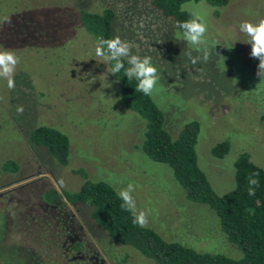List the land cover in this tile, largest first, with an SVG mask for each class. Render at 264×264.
Listing matches in <instances>:
<instances>
[{
	"label": "rangeland",
	"instance_id": "374dc122",
	"mask_svg": "<svg viewBox=\"0 0 264 264\" xmlns=\"http://www.w3.org/2000/svg\"><path fill=\"white\" fill-rule=\"evenodd\" d=\"M21 1L17 21L14 15L7 21L9 9L0 14V49L20 58L15 87L9 89L0 79V194L10 199H0V264H21V258H28L23 249H36L46 228L32 218L39 220L42 196L51 189L104 264H154L132 248L97 238L101 229L91 220L92 209L78 210L64 199L65 192L78 191L86 180L107 183L116 192L132 183L137 208L148 212L146 227L164 240L241 259L242 251L228 242L214 211L188 200L172 169L144 153L146 122L122 103L110 76L111 61L96 55V41L79 14L111 9L112 38L127 41L132 54L151 57L160 79L150 97L164 115V128L176 138L187 123L199 124L198 166L214 192L223 195L235 188L234 163L242 153L264 170V78L256 75L259 60L250 56L251 45L239 30L242 22L264 18V0H229L222 8L183 4L208 28L211 55L195 65L185 52L200 53L150 0ZM20 106L22 113L17 112ZM42 125L68 137L67 166L29 142L31 130ZM224 141L228 153L214 157L212 149ZM10 160L18 166L15 173L2 171Z\"/></svg>",
	"mask_w": 264,
	"mask_h": 264
},
{
	"label": "trees",
	"instance_id": "16d2710c",
	"mask_svg": "<svg viewBox=\"0 0 264 264\" xmlns=\"http://www.w3.org/2000/svg\"><path fill=\"white\" fill-rule=\"evenodd\" d=\"M151 6L164 19L185 21L194 18L191 13L182 9L188 2H205L213 8L228 5L229 0H150ZM21 0H0V14L7 9L19 19L18 8ZM14 7V8H13ZM13 11L16 13L13 14ZM2 17V15H1ZM7 18V21L8 19ZM114 12L104 10L101 14L81 11L79 21L85 31L97 41L98 37L112 38ZM24 23V20H21ZM22 26V25H21ZM20 26V27H21ZM23 28V26H22ZM24 29V28H23ZM179 30V29H178ZM115 61L110 62V69ZM127 67V61H124ZM121 101L124 106L139 115L146 122L142 149L154 162L162 163L172 169L178 184L184 189L186 197L192 202L208 205L219 219L222 232L229 243L242 251L241 259H232L221 254H211L188 247L178 242L164 240L153 229L138 227L132 224L130 213L121 209V201L116 191L107 183L86 180L76 192H65L64 199L78 210L89 207L91 220L100 227V234L117 245L134 249L141 256L154 264H264V170L250 161L249 155L242 153L234 163L235 188L233 191L217 195L211 187L206 175L199 168L196 155V144L200 127L196 121L187 123L176 138L164 128V115L152 101L150 96L135 91L138 81L127 80L123 71L116 76ZM29 142L45 151L59 165L69 163V140L61 131L52 126H38L28 135ZM229 151L227 141L217 144L212 149L216 158L224 157ZM18 166L14 161H7L2 171L15 173ZM259 173L256 179L259 185L254 188L255 195H249V178ZM46 203L58 202L60 197L51 190L42 196ZM46 229L38 238L35 248H25L28 253L21 258V264H77L68 261L62 255V239L47 222ZM61 230V229H60ZM79 248V244L72 247ZM63 259L60 260V257ZM68 262V263H67Z\"/></svg>",
	"mask_w": 264,
	"mask_h": 264
},
{
	"label": "clouds",
	"instance_id": "9594fccd",
	"mask_svg": "<svg viewBox=\"0 0 264 264\" xmlns=\"http://www.w3.org/2000/svg\"><path fill=\"white\" fill-rule=\"evenodd\" d=\"M176 27L179 29L178 35L180 38L188 45L194 46L195 51L200 53L193 56L192 50L186 51L185 55L190 63L193 65L199 62L206 63L211 52L207 47L206 33L208 28L203 18L197 15L189 20L177 21ZM239 30L247 37L245 43L251 45L250 56L259 60L256 75L264 78V18L259 19L256 23L242 22L239 25ZM95 53L105 61H115L114 66L111 68L112 75L116 76L117 73L123 71L127 80L135 79L138 81L135 91L151 96L154 91L159 90L157 85L160 77L157 68L152 64L151 57L132 54L127 41L118 36L111 39L98 37ZM19 59L14 51L6 48L0 49V79L7 81L9 89L15 87L14 77ZM125 60L127 61V67H125ZM17 112H23L22 106L17 108ZM258 175L259 173L254 172L249 178V184L253 186L249 189V195H255L254 188L259 185V180L256 179ZM134 191L135 186L128 183L126 187L120 188L116 195L121 201V209L131 214L132 224L143 228L148 224V212L137 208L132 195Z\"/></svg>",
	"mask_w": 264,
	"mask_h": 264
},
{
	"label": "flooded vegetation",
	"instance_id": "af4514ba",
	"mask_svg": "<svg viewBox=\"0 0 264 264\" xmlns=\"http://www.w3.org/2000/svg\"><path fill=\"white\" fill-rule=\"evenodd\" d=\"M6 198L10 201L6 194H0V199ZM43 201V200H42ZM42 209L40 212L39 220L35 217H31L34 224H45L49 221L52 222L53 229L62 239V255L68 256L73 254L74 256L68 261H75L77 264H104V261L99 257V255L91 249L89 243L85 241V236L80 225L75 221L74 215L69 214L66 210V206L62 199L58 202H53L51 204L42 202L39 205ZM36 219V220H35ZM61 227V230L59 229ZM79 244V248L73 250L72 247ZM22 251V250H20Z\"/></svg>",
	"mask_w": 264,
	"mask_h": 264
},
{
	"label": "crops",
	"instance_id": "0c3cea01",
	"mask_svg": "<svg viewBox=\"0 0 264 264\" xmlns=\"http://www.w3.org/2000/svg\"><path fill=\"white\" fill-rule=\"evenodd\" d=\"M5 231H6V235H5L4 239H6V240H7V235L9 234V230H8V228H7V227H5Z\"/></svg>",
	"mask_w": 264,
	"mask_h": 264
}]
</instances>
